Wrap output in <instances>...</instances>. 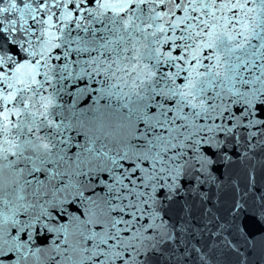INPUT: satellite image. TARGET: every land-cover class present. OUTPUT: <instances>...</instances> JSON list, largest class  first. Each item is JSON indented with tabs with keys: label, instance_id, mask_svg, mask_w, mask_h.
<instances>
[{
	"label": "snow or ice",
	"instance_id": "1",
	"mask_svg": "<svg viewBox=\"0 0 264 264\" xmlns=\"http://www.w3.org/2000/svg\"><path fill=\"white\" fill-rule=\"evenodd\" d=\"M0 264H264V0H0Z\"/></svg>",
	"mask_w": 264,
	"mask_h": 264
}]
</instances>
